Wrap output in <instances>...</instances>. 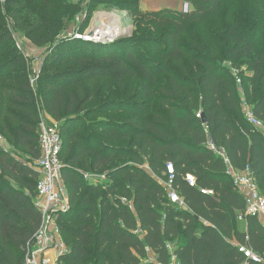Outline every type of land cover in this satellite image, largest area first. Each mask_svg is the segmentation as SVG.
<instances>
[{"label": "trees", "instance_id": "16d2710c", "mask_svg": "<svg viewBox=\"0 0 264 264\" xmlns=\"http://www.w3.org/2000/svg\"><path fill=\"white\" fill-rule=\"evenodd\" d=\"M62 1L4 0L0 41L12 34V27L23 31L37 47L53 45L59 27L52 15L65 7ZM181 1L190 5L188 10L146 12L157 27L170 26L165 34L182 71L170 75L158 92L149 85L153 70L140 64L134 54L104 58L105 62L90 55L56 62L58 67L71 66L61 68L65 78H49L54 82L95 76L113 77L115 82L126 75L147 77L142 78L148 80L143 95L149 100H141L136 112H131L140 122L104 117L94 124L95 132L82 133L69 126L76 117L73 94L66 92V86H51L44 106L59 123L63 181L69 196L68 209L56 214L68 247L59 258L61 264H172L174 258V264H245L236 243L264 252V223L252 216L238 218L245 200L228 173V163L238 170L249 166L264 195V134L248 121L242 107L245 99L264 121V51H257L258 40L264 43V0H245L254 7L245 14L233 12L241 0ZM225 2L226 10L219 14ZM211 19L217 24L208 32L209 43L194 39L188 49L179 44L186 27ZM221 21L226 23L224 36L230 41L222 54L232 66L250 58L253 75L245 77L240 72L243 94L232 69L228 71L217 60ZM49 55L42 59L37 92L44 83L39 84ZM32 75L17 78L14 91L1 87L2 96H12L22 114L10 115L18 125L13 147L0 143V264H23L27 243L43 221L35 203L39 180L35 166L41 146L40 118L30 101L36 90ZM35 96L39 103V95ZM151 100L159 105L152 108ZM199 111L202 117L197 116ZM121 141L123 145L114 143ZM209 143L224 150L228 162ZM122 157L131 161L113 163ZM169 162L175 168L173 187L183 206L169 198L165 184ZM188 174L195 176L196 186L189 185ZM241 221L246 222V230L240 227Z\"/></svg>", "mask_w": 264, "mask_h": 264}, {"label": "rangeland", "instance_id": "374dc122", "mask_svg": "<svg viewBox=\"0 0 264 264\" xmlns=\"http://www.w3.org/2000/svg\"><path fill=\"white\" fill-rule=\"evenodd\" d=\"M176 1L180 5L175 3ZM2 3H4V0L0 1V4ZM62 4L65 7L60 8L52 15L53 22L59 27L53 45L45 46L39 52H32L30 49L32 43L26 38L23 31L12 27V34L6 37L5 40L0 41V143L2 141L1 144L4 147H13L15 130L18 127L16 123L11 122L10 115H21L22 113L16 109V103L12 100V96H2L1 87L7 86L11 88V91H14L13 83L16 82L17 78H29L30 72L31 74L34 72V66L38 69L42 58L47 53L50 54V57L45 63L39 84H41V80L44 83L40 87L38 86V92L37 88L36 90L33 89L34 93L30 97V101L33 103L32 110H36L37 116L40 118L41 114L44 111L46 112L44 105L46 98L51 93V88L59 85L66 86V92H71L75 98L72 114H76L74 115L76 117L71 119L72 122L69 123V126L72 129H81L82 133L85 131L95 132L93 129L94 124L104 117L140 122L139 117L131 112H136L141 100L149 102L147 96L143 95V89L148 84V80L142 78L147 77L126 75L122 77L121 81L115 82L113 77L95 76L92 79L79 82H68L66 80L54 82L49 78H65L61 75V72L71 66L58 67L56 62H63L68 58L83 55H90L101 59V62H105L104 58L113 56L125 58L130 54H134L140 64L153 70L154 80L149 85L154 92L160 91L162 84L168 83L170 75H178L182 72L179 62L175 59V56L171 55L170 41L165 34L170 26L157 27L154 18L148 16L146 12L162 8L184 11L187 6H190L188 3L181 0L168 2L167 0H63ZM237 4L234 7V13L235 10L242 14L253 11L254 7L245 0H241ZM227 5L228 3L225 2L218 13L222 14ZM111 13L116 16L109 17L108 15ZM157 20H162V18L160 17ZM100 22L109 24L115 22L121 31L120 34L98 38L95 27ZM215 24L217 23L213 19L207 20L203 25L190 24L180 35L179 44L188 49L187 46H190L194 39L209 43L211 40L208 32ZM220 26L218 46L221 51L217 56L218 62L225 66L228 71L238 69L243 76H252L253 72L248 67L250 58L245 57L239 61L237 66H232V62L222 54V49L230 47V41L224 36L226 23L221 21ZM18 43L22 49L18 46ZM258 43L257 51L263 52L264 43L259 42V40ZM60 44L64 45L61 46ZM21 52L23 53L21 54ZM24 52H27L31 57L28 59L29 63L26 61L27 58ZM255 58V55H253L251 60H255ZM182 61L186 64L185 57L182 58ZM34 94L39 95V103H37ZM150 103L152 108L159 105L152 100ZM67 137L65 136V139ZM114 143L124 144L123 141ZM19 150L25 156H28L23 149ZM128 161H131L129 157H122L113 163ZM240 227L244 228V221H241Z\"/></svg>", "mask_w": 264, "mask_h": 264}, {"label": "built area", "instance_id": "2783aa9c", "mask_svg": "<svg viewBox=\"0 0 264 264\" xmlns=\"http://www.w3.org/2000/svg\"><path fill=\"white\" fill-rule=\"evenodd\" d=\"M186 8L188 9L189 7L187 6ZM18 46L22 49L19 43ZM24 54L27 59L31 58L27 52H24ZM41 65L42 60L38 69L34 66V72L31 76V84L34 88L37 86ZM233 73L239 85L240 92L243 94L240 71L234 69ZM242 107L248 121L264 134V121L257 118L252 106L245 99L243 100ZM197 116L202 117L203 115L199 111ZM62 143L59 123L53 121L44 111L40 116L41 156L35 166L39 173L37 184L38 195L35 203L43 214V221L38 231L34 234L33 239L27 243L23 264H60V256L68 250L56 221V214L69 207V196L63 181V163L61 160ZM209 146L213 150H218L213 143H209ZM218 152L228 162L224 150H218ZM228 173L232 176L235 188L243 195L245 200V209L239 214L238 218L245 220L247 217L252 216L263 221L264 195L261 193L250 167L247 166L243 170H238L228 163ZM167 174L168 180L165 184L168 188L171 202L182 206L185 205L183 198L173 187L175 168L172 162L167 164ZM187 181L191 186H196L197 184L196 178L192 174L187 175ZM203 192L213 193L211 190H203ZM236 246L244 254L245 264L250 262L264 264V252H257L245 243H236ZM50 251L54 252L55 255H49ZM174 262L175 258L172 264Z\"/></svg>", "mask_w": 264, "mask_h": 264}, {"label": "bare ground", "instance_id": "6f19581e", "mask_svg": "<svg viewBox=\"0 0 264 264\" xmlns=\"http://www.w3.org/2000/svg\"><path fill=\"white\" fill-rule=\"evenodd\" d=\"M108 16L114 17L116 15L114 13H111ZM95 30L98 38L100 37L105 38L107 35H114V34L119 35L121 32L115 22L110 24L105 22H100L99 25H96Z\"/></svg>", "mask_w": 264, "mask_h": 264}, {"label": "crops", "instance_id": "0c3cea01", "mask_svg": "<svg viewBox=\"0 0 264 264\" xmlns=\"http://www.w3.org/2000/svg\"><path fill=\"white\" fill-rule=\"evenodd\" d=\"M168 1H171V0H167V2ZM173 1V0H172ZM175 3H177V4H179V2L178 1H176ZM180 5V4H179ZM31 42V41H30ZM32 43V42H31ZM31 51L32 52H39L41 49H43L42 47H37V46H35L34 44L32 45L31 44ZM264 223V222H263ZM246 227H247V225H246V222H244V230H246ZM49 255H51V256H54L55 254H54V252H52V251H50L49 252Z\"/></svg>", "mask_w": 264, "mask_h": 264}, {"label": "water", "instance_id": "95a60500", "mask_svg": "<svg viewBox=\"0 0 264 264\" xmlns=\"http://www.w3.org/2000/svg\"><path fill=\"white\" fill-rule=\"evenodd\" d=\"M91 34H93V33L91 32ZM203 121H204V123H205V122H206V119L204 118Z\"/></svg>", "mask_w": 264, "mask_h": 264}]
</instances>
